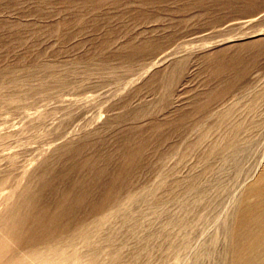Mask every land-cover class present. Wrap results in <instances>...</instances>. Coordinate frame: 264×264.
Instances as JSON below:
<instances>
[{
  "label": "rangeland",
  "instance_id": "374dc122",
  "mask_svg": "<svg viewBox=\"0 0 264 264\" xmlns=\"http://www.w3.org/2000/svg\"><path fill=\"white\" fill-rule=\"evenodd\" d=\"M138 47L141 51L132 52ZM231 54L241 57L237 65L256 64L245 78L249 88L235 81L226 95L209 100V120L188 110L193 99L204 101L206 90L212 94L232 76L234 69L221 63ZM177 62H185L183 74L160 108L163 93L147 79L159 71L158 79ZM37 68L42 70L31 78L23 76ZM0 72H5L0 97H16L0 108V201L43 162L57 172L84 157L110 175L120 150L145 140L131 186L120 194L125 205L84 221L90 227L96 217L104 221L106 232L100 229L92 240L96 247L103 242V263L110 264L108 252L117 250L123 264H228L225 227L237 198L264 169V122L243 135L238 161L213 159L208 172L205 160L226 124L246 117L238 105L224 123L219 113L240 94L247 105L264 88V0H0ZM43 81L44 90L28 93ZM59 83L67 85L58 89ZM141 105L146 112L133 118L129 111ZM261 113L264 102L246 122ZM183 114L179 135L174 128ZM204 124L209 128L201 137ZM64 145L69 149L58 150ZM188 177L194 178L191 187ZM66 184L55 181L48 196L54 198ZM127 193L138 198L126 202ZM153 197L157 207L148 203ZM165 218L176 219L170 226Z\"/></svg>",
  "mask_w": 264,
  "mask_h": 264
},
{
  "label": "bare ground",
  "instance_id": "6f19581e",
  "mask_svg": "<svg viewBox=\"0 0 264 264\" xmlns=\"http://www.w3.org/2000/svg\"><path fill=\"white\" fill-rule=\"evenodd\" d=\"M140 48L141 47L133 49L132 52H139L141 51H138V49ZM225 57L227 59L221 60L222 66L233 68L234 73L232 74V76H229L227 79H225V84L220 88L214 89L212 94L209 95V89L206 90V93H204L203 95L205 98L204 101H200V99H193L190 103V108L188 109H197L201 114L208 115V120L209 100L213 98H219L224 94L226 95L234 87L233 84L235 81H240V87L249 88L247 79L245 80V78L247 77V74L251 71V69L256 66L254 62L248 65L244 63L237 65L238 59L241 58L237 54H231ZM101 68L98 70H101ZM184 68L185 62H177L174 65L168 66L165 70V73L161 71L162 75H160L158 79H154V76L159 71H156L150 78L147 79L148 81L146 82V84L155 88L156 92L159 91V93H163L162 98L157 101V104L160 105V108L163 107L165 101L170 96L173 89V82L179 78L180 74H183ZM41 70L42 68H37L34 70H24L22 72L25 78H31ZM4 73L5 72H0V76L4 75ZM65 85H67V83H59L56 87L60 89ZM47 86V81H43L42 83L34 87V89L30 88L31 90L28 91V93L31 95L38 94V90L42 91ZM240 87H237L235 90L239 89ZM246 92L245 93L248 94V90ZM173 95L174 91L172 93V96ZM242 95L245 96L244 93ZM239 97L241 98L237 97L236 100H234L230 105L224 108L221 113H219V122L224 123L236 110L237 105L245 110V115H243L244 117H246L240 118V120L235 121V124L233 125L226 124V131L221 135L220 139L212 147H210L207 152L208 160H205L207 166L204 169L208 170V172L212 168L211 162L213 159L216 160L217 158H224L238 161V158H240L239 155L241 152H243V147L245 146L244 141L246 139L243 138V135L246 132L250 133V131L255 130L264 122L263 113H261L260 115H256V118L254 119H250L251 121L249 123L246 122L247 116L255 111V107L264 102V88L263 90H256V92L252 94V97L247 100V105L245 104L246 102H243L241 94ZM15 98L16 97H14V95L13 98L0 97V108L3 107L6 103L13 102ZM155 107L158 106L155 105ZM146 108L147 105H141L139 106V108L137 107L133 110H130L129 112L130 115H132L133 118L136 119L139 116L143 115L144 112H146ZM123 114V116L121 115L122 117L125 116V113ZM185 117H187V114L181 115L178 119L179 122L175 125L174 132L179 135L183 133L185 125L180 120ZM203 127L204 132L201 134V137L205 135L207 128H209V126L206 127L205 124ZM121 136L122 138H127L128 133H124ZM165 136H167V134H163L162 138H165ZM0 138L2 140V137ZM162 138L161 140H157L155 142V144L159 142L158 147L162 144ZM125 142H130V139ZM145 146H147V142L145 140H140L134 145L130 144L128 148L120 150L119 162L116 164L114 172L110 175L104 169L94 168L93 163H91L89 159L84 157L83 159H78V161L75 163L66 165L64 168L60 169L57 172H53L47 164H44L45 162H43L41 166H38L37 169L34 168L35 170H33V172L31 171V173L28 175L27 181H25L24 184H18L15 189H13L0 201V264H104L101 257V249H99L103 242L99 245V247H96L95 243L92 244L93 239L99 238L96 237L104 221L96 217L95 219H93L94 224L91 227L90 225L87 226L84 221L86 218L91 216L94 217L98 214H101L105 210L120 209L125 205H123L120 194L123 192H127L130 188L131 185L129 178L134 175L136 169L138 168L139 158L141 157ZM246 148L248 149L247 146ZM68 149L69 147L67 145H64L61 146L58 150L64 151ZM247 149L245 150L247 151ZM76 171H80V174H78L75 178V176L71 173H77ZM189 179L190 178L188 177V180ZM55 181L66 182L67 184L63 187L62 190H60V192H58V194H56L54 198H51L48 196V192L51 191L52 193V187ZM193 181L194 178H191L188 181L187 186L191 187ZM216 185H218V182ZM201 187L202 186H200V188ZM2 190L4 189L2 188ZM194 190H196L195 187ZM151 194H154V191ZM95 195L96 198L91 199V196ZM193 195L195 194L193 193ZM242 195V197H239L240 199L237 198L238 201L236 202L237 204L234 213L231 211L232 217L229 219V221L227 220L228 223L225 227L227 234L226 236L228 237V264H264V169L260 172L255 182L246 187V190L244 194L242 193ZM156 197H153L151 199L153 202H149L148 200V203L153 204L154 207H157V204L159 203V200H157ZM137 198V194L127 193L126 202L132 203ZM149 198L151 197L149 196ZM179 198L181 197L179 196ZM190 198L191 197H189V199ZM176 201L177 200H175V202ZM184 204L185 203L183 202V205ZM182 210L183 212H185L184 209ZM227 217L229 216L227 215ZM195 218L197 219V217H194L193 219L196 220ZM177 219L179 221V218ZM183 220L184 219H182V221ZM166 221L167 218H165V222ZM170 221L167 222H169L171 226ZM178 221L174 223H179L180 221ZM179 227H177V229L181 230V228ZM102 230L106 232L104 228L101 229V231ZM167 231L165 233H167ZM112 232L114 233L113 230ZM174 233L171 234H173L174 236L176 235ZM102 237H104V233L101 238ZM114 237L116 238V236ZM103 239H101V241ZM113 243L115 242L113 241ZM107 245L109 247V244ZM103 247H105V245ZM111 249L112 246L110 247V250ZM111 252L113 251L111 250ZM116 252H113L112 254L108 252V262L110 264L126 263L119 261V259H121L119 258V256L121 255L117 256ZM207 253L209 254V252ZM105 256H107L106 253Z\"/></svg>",
  "mask_w": 264,
  "mask_h": 264
}]
</instances>
